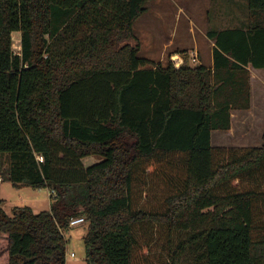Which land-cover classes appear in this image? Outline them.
Here are the masks:
<instances>
[{"label": "trees", "instance_id": "16d2710c", "mask_svg": "<svg viewBox=\"0 0 264 264\" xmlns=\"http://www.w3.org/2000/svg\"><path fill=\"white\" fill-rule=\"evenodd\" d=\"M150 1L0 0V178L53 194L12 217L0 200V264H65L75 218L88 264H264V133L211 145L264 69V0L207 32L211 69L138 57Z\"/></svg>", "mask_w": 264, "mask_h": 264}, {"label": "rangeland", "instance_id": "374dc122", "mask_svg": "<svg viewBox=\"0 0 264 264\" xmlns=\"http://www.w3.org/2000/svg\"><path fill=\"white\" fill-rule=\"evenodd\" d=\"M188 1L190 2L188 3L187 0H153L146 4L147 12L139 17L133 26L134 35L140 46L138 57L153 60L155 63L162 65L169 62L180 63L188 67H196L199 63L207 64L211 56V50L208 41L204 37H200L198 34L196 37L184 36L179 30L176 34L174 33L173 37L171 33L175 26L177 27L188 18L196 23L199 21L198 24H201V26H206L202 21V13L196 12L201 9L210 12L211 9V12L214 11L215 15H223V12L227 9L226 0H201L198 4L194 3L195 0ZM213 20L215 21L214 18ZM157 21L165 24L166 29L164 37L161 36L156 39L153 37L154 32L150 30V26L157 23ZM217 26L222 27V23H217ZM19 38V33L12 36V50L14 52L20 50ZM170 39L173 43L172 46L163 50V44H166ZM257 87L258 85L255 86V90L259 93ZM257 104L260 105L261 109L257 115H247L242 119H233L230 130L213 135V142L220 143V146L224 147L260 146L261 137L264 133V115L262 114L264 99L261 102L257 101ZM96 159H84L83 163L88 166ZM52 196L53 194L46 188L33 189L25 185L16 187L8 180L0 178V200L2 201L3 211L9 217L13 216L14 209L18 207H27L35 214L48 211ZM87 227L88 224L83 222L64 230V237L67 241L65 264H88L83 242ZM184 238L185 236L174 238L172 246L175 248L178 242ZM71 254L74 256L71 257ZM192 256L194 254L187 252L180 259L181 263L189 264L193 260Z\"/></svg>", "mask_w": 264, "mask_h": 264}, {"label": "crops", "instance_id": "0c3cea01", "mask_svg": "<svg viewBox=\"0 0 264 264\" xmlns=\"http://www.w3.org/2000/svg\"><path fill=\"white\" fill-rule=\"evenodd\" d=\"M156 1V0H155ZM189 3L190 1L187 0ZM201 0H195V4L200 3ZM226 5L227 9L225 12H223V15L219 14H214L211 12H208L207 10H199L196 13H202V21L206 24V26H201V24H198L196 22H193L191 18H188L186 21L182 22L181 24L175 26L172 30L171 36L173 37L174 33L179 30L181 31L184 35H189L190 37H196L198 34L200 37H204L208 43H209V48L211 50V56L209 61L207 62L206 65H203L202 63H199V65H202L206 67L207 69L212 68V48H213V43L207 39V32L209 31H219V30H224V29H232V28H239V29H246L248 23H249V17H248V0H226ZM179 17V16H178ZM177 17V18H178ZM215 21L213 20V18ZM216 17V18H215ZM212 18V19H211ZM221 19V20H220ZM179 20V19H177ZM222 21V22H220ZM222 23V27H219L217 23ZM201 23V22H200ZM214 23V24H212ZM165 24H161V22L157 21L155 24H151L150 30L154 32L153 37L154 38H159V37H164V32L166 29ZM219 25V24H218ZM152 36V35H151ZM172 41L171 39L166 42V44H163V50H166L168 47L172 46ZM153 61V60H151ZM250 72V107L248 110H238V111H232L230 116H231V127L233 124V119L235 118H244L247 115L248 116H255L257 113H259L260 105L257 104V101L261 102L262 99H264V69H254V68H248ZM256 82V84H255ZM258 85L257 89L258 92L255 90V86ZM264 115V110L262 112ZM216 133H220V131H214L211 133V145L213 147H224L220 146V143H215L213 142V135ZM261 146V144H260ZM238 147H244L238 146ZM253 147V146H250ZM259 147V146H256Z\"/></svg>", "mask_w": 264, "mask_h": 264}, {"label": "built area", "instance_id": "2783aa9c", "mask_svg": "<svg viewBox=\"0 0 264 264\" xmlns=\"http://www.w3.org/2000/svg\"><path fill=\"white\" fill-rule=\"evenodd\" d=\"M83 222H84V219L83 218H75V219H72L69 222V227L79 225V224H81ZM70 256L73 257L74 255L71 254Z\"/></svg>", "mask_w": 264, "mask_h": 264}]
</instances>
